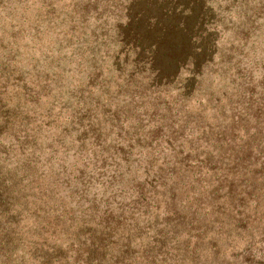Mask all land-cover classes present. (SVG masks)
Here are the masks:
<instances>
[{"label": "rangeland", "instance_id": "obj_1", "mask_svg": "<svg viewBox=\"0 0 264 264\" xmlns=\"http://www.w3.org/2000/svg\"><path fill=\"white\" fill-rule=\"evenodd\" d=\"M46 1L0 0V47L4 48L5 44H11L13 40L17 45L23 46L17 50L16 58H13L14 61L18 59L20 63L17 65L20 69H17V74L13 75L3 68L5 59L1 57L3 52L0 51V87L5 85L6 90L5 95L0 96V102L5 104V110L9 112V116L5 119L0 118L2 119L0 123L4 127L3 133L0 134L1 142L8 151L0 170V181L3 183L2 185L0 182V190L4 192L6 198V201L0 202V264H87L86 261L90 259L85 261L82 249L68 251L67 245L71 236L73 240H76L78 236H83L86 232L95 234L98 231L94 225L97 221L91 222L88 218L89 213H94L95 207L92 205L95 204L94 200L96 202V199L102 197L103 200L110 202L113 200L112 195L115 194L114 198H117L116 201L119 204H113L111 208L115 212L113 214L118 217L121 214L126 215L128 210L124 205L132 201L131 197L133 198V195H130L131 189H128V185H132L129 181H125L124 187H120L122 194L108 187V174L112 173L113 165L116 164L104 168L107 170L104 177L97 181L92 179L84 197L73 194L74 187L82 189L81 181L84 177L75 171H72L74 173L68 177V172H71V166H75L76 169L85 166L86 156L84 159L79 158L77 150H69V154L65 156L63 150L54 152L49 147L45 148L51 142V135L55 134L51 124L47 125L40 138L38 137L42 142L41 150L33 148L35 145L31 143L32 138L28 137L22 146L23 134L25 132L28 135L33 134L30 128L25 127V124L27 122L29 126H32L36 123L34 116L31 117L35 107L41 112L40 110L44 111L53 106L54 112L58 109L62 110L61 121H68V118L73 115L75 106L78 103L84 104L91 108V114H95L99 123L109 119V115L115 111L113 107L118 105L117 109H121L118 99H112L116 96L111 95L115 89L118 90L119 85L116 83H120L121 79L115 83L113 80L115 77L108 78L109 87L104 83L101 87L97 85L91 88L88 86L87 72L79 73L73 62L69 60V53L63 48L61 37H56V33L51 29H44L45 21H49L52 15V13H46ZM127 1L56 0V8L62 12L57 21H60L62 16L64 20L69 21L73 14L72 10L76 13H80L77 9L82 10V13L89 16L85 30L82 28L88 37L96 26H102L103 18L95 22V16L100 13V10L109 7V10L103 14L104 18L107 16V25H111L116 20H122L119 9L121 4ZM248 3L244 11L246 17L238 12L231 22L228 23L225 20L222 25L221 20V26L218 27L219 30L222 28L223 32L218 37L220 40L215 58L222 60L221 71H217V74H203L200 76L201 80L196 79L190 82L181 98L177 95L179 91L172 88L168 95L162 94L159 100L153 101L156 95L151 94L146 105L153 104L145 109L146 112L143 111L144 109L137 112L138 120H143L144 123L151 117H159L166 125L162 133H155L158 138L152 146H145L142 150H132L131 155L134 157L136 152H142L144 155L146 151L157 153L163 150L160 157L166 154L170 158L169 167L173 169L174 175L169 184L176 195L171 207L178 208L176 203L182 204L187 213V218L176 229L177 236L180 233H202L204 239L196 241V238H193L190 240L189 249L194 252L192 246L196 243L195 249L200 254L201 261L206 264L210 262L221 264L222 258L231 260L230 254L240 253L241 248L245 246V239L254 229L255 235L262 232L261 229L264 230V175H261L260 170L247 161L233 163L227 159V155H224L229 153L231 157L243 156L247 154L243 152L245 150H252L256 154L261 150L264 153V123L257 124L254 118L244 117L237 112L238 108L243 110L248 104V96L244 98L241 93L248 94L250 89H255L254 98L260 96L264 98V0H249ZM218 5L223 7L224 3H215V8ZM253 13L254 15L251 16ZM254 16H259V19L254 21ZM217 18L221 19V14ZM38 22L44 27H40ZM18 30H22L21 35L15 34ZM245 41L243 63L245 60L247 62L241 67H246V72L250 70L253 77L251 84L243 86L234 62L241 49L239 46ZM229 56L232 60L228 59ZM18 72L21 74L20 77L31 72L42 74L39 80L42 81L41 84H46L47 88L52 90L50 96L42 94L38 102L28 99L27 91L33 85L23 78L19 79ZM104 74L111 76V73ZM38 86H35L36 89L40 88ZM86 86L92 89L90 93L87 92ZM80 90H84L85 93H79ZM131 92L132 89L124 90L119 94V98L129 99ZM98 95L103 97L105 103L100 102L98 105L95 103ZM108 96H111V99ZM17 106H19L18 110H15ZM125 109L128 110V106H125ZM21 110L22 114L19 112ZM153 110L155 112H152ZM121 111L123 112L122 109ZM45 120L46 118L43 122ZM131 122L133 120L129 119L124 123L125 128L122 132L120 131L121 137L124 136L127 139L131 136L128 132ZM60 124L63 123L60 122ZM150 126L152 124L149 125V130ZM168 126L170 131L167 135L165 131ZM149 130L143 132L144 143L149 141L151 136L148 134ZM89 134L90 138L87 141L92 143L93 135ZM111 135L115 136L113 133ZM161 136L164 137L161 139ZM18 137L21 138L20 144L17 143ZM167 137L173 140V145L167 142ZM94 150H98L97 147ZM103 151L108 155L114 152L113 158L117 163L125 150H117L113 147ZM179 151L182 153L178 154ZM81 153L83 154V151ZM186 153L189 155L185 158ZM86 154L91 157L90 152ZM35 155L43 161V167L39 168L38 163L34 166ZM198 155L200 156L197 157ZM202 159L205 160V164L199 169L198 161ZM160 160L158 159L157 164ZM181 160L183 162L180 163ZM109 162L110 160L106 161V163ZM180 164H188L191 167L190 171H185ZM61 165L67 169L64 173L61 171ZM88 165L89 168L93 167L92 162H88ZM94 168L97 169L98 164L93 167V170ZM73 175L76 179L71 180ZM125 179L128 177L125 176ZM168 180L169 175L163 178V181ZM215 191L218 195H222V198H218V202L226 208L224 211H218L213 203V198H217L214 196ZM76 198L78 204L71 201ZM158 200L161 199L158 198ZM255 204L259 205L258 209H254ZM121 206H124L122 212L117 210ZM101 207L99 213L104 210L103 203ZM84 209L89 210L82 213ZM180 209L179 214L183 216L184 212ZM237 212L241 214L237 215ZM73 215L78 218L79 223L69 228ZM97 216H99L98 213ZM147 217L148 223L142 222L138 228H131V234L136 233L137 236V239L133 241L135 246L131 244L134 254L123 255L125 257L123 263L131 261L132 264H195L191 251L180 244V241L187 239L185 234L176 239L177 245H180L178 251L167 249L164 243L156 242L155 238H158L156 234L160 227L154 223L153 215L150 213ZM94 218H96L95 214ZM161 218L162 215H158L157 219L164 221ZM190 218H193L192 223ZM87 224L92 228L90 231L85 229ZM237 234L240 235L237 236ZM98 237V235L94 236V238ZM232 239L237 242L235 248L232 246ZM213 240L217 242V248L221 250L222 255L220 253L214 255L216 250L210 246ZM124 243H127L125 237L118 239L110 246L109 251L117 254V249H120ZM173 244L172 242V246ZM238 246H240L239 250H237ZM260 247L264 248V244ZM103 253L101 250H91L89 254L92 260L93 256L97 255L96 260L99 261L102 260ZM107 260L108 256L101 264H105ZM239 260V258L236 259L237 262Z\"/></svg>", "mask_w": 264, "mask_h": 264}, {"label": "trees", "instance_id": "obj_2", "mask_svg": "<svg viewBox=\"0 0 264 264\" xmlns=\"http://www.w3.org/2000/svg\"><path fill=\"white\" fill-rule=\"evenodd\" d=\"M248 1L249 0H128L124 4H121V8L119 9L122 20H116L111 25H107V16L104 18L103 14L109 10V7H104V9L100 10V13L95 16V22L103 18L104 20L101 23L102 26H96L88 37L85 35V31H83L89 20L88 15L82 13V10L77 9L80 13L73 12L72 10L73 14H71L69 21L64 20L63 16L60 21H57L61 17L62 12L56 8V0L46 1V13H52L51 18L49 21H45V27L41 25L40 22H38V24L40 27L43 26L46 30L51 29L56 33V37H61L63 48L69 53V60L73 62L79 73L87 72L88 86L91 88L97 85L101 87L105 83L109 87L110 80L108 78L113 79L112 77H115V79H113L115 83L121 79L120 83H116V85H119L118 90L115 89V92H111V95L114 94L117 97L112 99H118V104L123 112L121 109H117V105L112 108L115 111L109 115V119L99 123L95 114H91V108L78 103L75 106L71 118H68V121L63 120V122L61 121V118L63 119L62 110L58 109L54 112L52 106L51 108L45 109L44 111L40 110L41 112H39L37 107H35L32 110L31 117L34 116V122L36 123L32 126H29L27 122L25 124V127L30 128L33 134L28 135L25 132L22 136L24 138L22 146L28 137L32 138L31 143L35 145L33 148L41 150L42 142L39 138L42 132H44L43 129H46V126L51 124L55 134L51 135V142L47 144L45 148L49 147L50 150L54 152H56V150H63L65 156L69 154V150H77L79 158L84 159V156H86L84 159L86 160L85 166L77 169L75 166H71V172H68V177L71 176L72 171L79 172L80 176L84 177L82 179L83 181H81L82 189H76V187H74L75 190L73 189V194L75 195L80 194V196L82 195V197H84L92 179L97 181L104 177L105 173L107 174V170H104V168L112 167L113 164L116 165H113L112 173L110 175L108 174V187L122 194L123 191L120 187H124L123 183L125 181L132 183V185H128V189H131L130 195H133V198L131 197L132 201L126 202L124 205L128 210L126 215L121 214L122 217L121 215L116 217L113 214L115 212L112 210L111 206L113 204H119V202L116 201L117 198H114L115 194L112 195L113 200L110 202L100 197L96 199V202L94 200L95 204H92L95 207L93 209L94 213L91 212L89 213L90 217L88 216L91 222L97 221L94 225L98 228V231L95 234L86 232L83 236H78L76 240H73V236H71L69 244L67 245L68 251H78L82 249L85 261L90 259V261H86L87 264H101L106 256H108V260L105 264L123 263L125 258L123 255L134 254L133 246H135V244H133V241L137 239V236L135 235L136 233L131 234V228H138L142 222H146L148 220L147 216H149L150 213L153 215L154 223L160 227L159 232L156 234L158 235V238H155L156 242L164 243L167 249L178 251L180 245H177L176 239L183 234L187 236V239L180 241V244L185 246V249L189 251H191V249H189L190 240H193V238H196V241L198 239H204V235L202 233L198 234L199 232H196V234L180 233L177 236L176 229L179 228V224L187 218V213L184 211L182 204L176 203L178 208L171 207L176 197L173 193V188L169 184L170 179L174 175V171L169 167L171 163L170 158H168L166 154L160 157L163 150H159L157 153L153 150L152 153L151 151H146L144 155L142 152H136L133 155L134 157H132V150H142L145 146H152L158 138V136H155V133H162L166 125L159 117H151L150 120L144 123L143 120H138L139 117L137 112H139L140 109H144L143 111L146 112L145 109H148V106L153 104L146 105L149 95L151 94L156 95L153 101L159 100L162 94L168 95L169 90L172 88L179 91L177 95L181 98L184 95L186 86L190 82L196 79L201 80L200 76L203 74H217V71L222 70V65H220L222 60L215 58L218 50L217 45L220 40L218 37L219 34L223 32V29L220 28L219 30L218 27L221 26V20L222 25L225 20L229 23L235 18L238 12L243 13V17H246L244 11L246 10V5L249 4ZM217 2H223L224 6L221 7V5H218L217 8H215V3L217 4ZM220 14L221 19H218L217 17ZM253 15L254 13L251 14V16ZM254 18L253 20L255 21L259 19V16H254ZM15 34L21 35L22 30H18ZM254 39L256 40V35ZM245 45L246 41L243 45L239 46L241 49L234 62L235 69L241 76L240 79L242 80L241 84L243 86H245V84H251L253 77L251 76L250 70L246 72V67H241V65H245L247 62V60H245L243 63V59L245 58V56H243V48ZM21 47L23 46L20 44L17 45L14 40L11 44H5L4 48H2V46L0 47V51L3 52L1 57L5 59L3 68L10 72V75L17 74V71L20 69V67L17 66L20 64L19 60L16 59L14 61L13 58H16L17 50ZM241 56L242 58H240ZM228 59L232 60V57L229 56ZM105 72H107V74L111 73V76L105 75ZM183 73L184 76H182ZM20 75L21 74L18 72L19 79L23 78L27 83L29 82V84L33 85V87L29 88V91H27L29 95L28 99L38 102L41 100L42 94L43 96H50L52 90L47 88L48 86L46 84H41L42 81L40 82L39 80L41 79L39 76H42V74L39 75L38 73L34 74L31 72L25 73L21 77ZM34 84L35 86L39 85L40 88L38 86L39 89H36L37 87H35ZM88 86H86V90L90 93L91 88L89 89ZM0 88V96L3 97L6 93L5 85ZM123 88L124 90L132 89L129 99L125 97L119 98V94L124 92ZM139 89L140 91H138ZM254 90L255 89H250L248 94L241 93L244 98L248 96V104L243 110L241 108L236 109L238 110L237 112L244 117L254 118L257 124H262L264 123V98H262V96L254 98ZM82 92L85 93L84 90H80L79 93ZM149 92L150 94H148ZM108 97L111 99V96ZM175 97L177 98V96ZM124 101H126V103ZM100 102L101 104L105 103V100L102 96L100 97V95H98L95 103L98 105ZM22 106L25 109L24 105ZM125 106H128V110L125 109ZM18 108L19 106H17L15 110H18ZM19 112L22 114V110ZM152 112H155V110ZM128 114H130V116ZM6 116H9V112L7 109L5 110V104L0 102V118L3 117L5 119ZM44 118H46L45 122H43ZM129 119L133 120V122L130 123L132 124L131 126H128L130 130L128 132L131 133V136L128 137L127 140L124 136L121 137L120 131L122 132L124 130V123ZM1 120L2 119H0V122ZM54 122L56 124H54ZM60 122L63 124H60ZM151 124L152 126H150L149 130L148 127ZM169 128L168 126L165 131L167 135L170 131ZM3 130L4 127L0 123V134L3 133ZM114 130L115 132H113ZM147 130H149L148 134L151 136L149 135V141L144 143L142 135L144 134L143 132ZM89 133L93 135H91L93 138L92 143L87 141V139L90 138ZM112 133L115 136H112ZM163 137L164 136H161V139ZM167 140L170 145H173L172 139L167 137ZM17 143H21L20 137L17 138ZM95 147H97L98 150H94ZM113 147L117 148V150H125L121 160L117 163H115L113 158L115 155L114 152L109 154V156L103 151L112 149ZM6 150L0 137V170L5 161V155H8V151ZM80 150L83 151V154ZM87 152L91 153V157L86 154ZM243 152H247V154L235 157H231L229 153H225L224 155H227L228 158H226L233 163H235V161H247L251 166H256V169L260 170L261 175H264V153L261 150H259L258 154L252 150H245ZM181 153V151L178 152V154ZM207 154L209 156L210 152ZM188 155L189 154L186 153V155H184L185 158ZM199 156L200 155L197 157ZM38 158L39 156L35 155L33 161L35 162L34 166L38 163L39 168H41L43 167V161ZM185 158H183V160ZM158 159H161L159 164H157ZM107 160H110V162L106 163ZM183 160H181L180 163L183 162ZM88 162H92L93 167L98 164V168H94V171L93 167L89 168ZM203 164H205L204 159L198 161V168H202ZM180 165H182L185 171H190L191 167L188 166V164ZM65 170H67L65 166L61 165V171L64 173ZM167 175H169V180L163 181V178ZM125 176L128 177V179H125ZM73 179H76L75 175L72 176L71 180ZM1 184L3 185L2 182ZM167 185L170 186L167 187ZM127 192L128 190L125 194ZM157 196L161 200H158ZM214 196L217 197L213 198L214 205L217 206L218 211H224L226 208L218 202V198H222V195H218L217 191H215ZM4 201H6L4 192L0 190V202L3 203ZM71 201H75V203L78 204L77 198ZM101 203H103L104 210L99 213V208L102 209ZM161 205H163L162 208ZM124 206L119 207L117 210L121 212L124 211V208H122ZM258 208L259 205L255 204L254 209ZM179 209L181 212H184L183 216L179 214ZM86 210L89 209L82 210V213H85ZM97 213L99 216H97ZM94 214L96 218H94ZM236 214L240 215L241 213L237 212ZM158 215H162L161 219H164V221L158 220ZM77 219L78 218L73 215L70 219L72 222H69L68 227L71 228L73 224L76 225L79 223ZM192 221L193 218H190V223H192ZM85 229L90 231L92 228L87 224V228ZM261 230L262 232L255 235L256 230L254 229L245 239V246L241 248L240 253H234V255L231 253V260L222 258L221 264H264V248L260 247L261 244H264V230ZM95 235L99 237L94 238ZM238 235L240 234H237V236ZM124 237L127 243L122 244L120 249H117V254L110 252V246L118 239ZM231 241L233 242V248H235L237 246L236 240L232 239ZM172 242L174 243L173 246ZM210 243L212 249L216 250L214 252L215 256L219 253L220 255L223 254L221 250L217 248V242L215 240ZM195 248L196 243L192 246L194 252H190L192 258H195V264H206V262L201 261V256ZM239 249L240 246L237 247V250ZM91 250L103 251L104 253L101 256L102 260L97 261V255L93 256L94 259L92 260L89 254ZM237 258L240 259L239 262L236 261ZM123 264H132V262L126 261ZM209 264H212V262Z\"/></svg>", "mask_w": 264, "mask_h": 264}]
</instances>
